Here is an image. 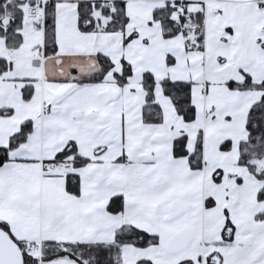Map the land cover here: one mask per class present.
<instances>
[{
  "label": "snow or ice",
  "instance_id": "snow-or-ice-1",
  "mask_svg": "<svg viewBox=\"0 0 264 264\" xmlns=\"http://www.w3.org/2000/svg\"><path fill=\"white\" fill-rule=\"evenodd\" d=\"M0 264H264V0H0Z\"/></svg>",
  "mask_w": 264,
  "mask_h": 264
}]
</instances>
